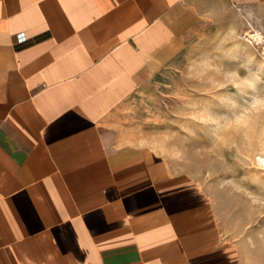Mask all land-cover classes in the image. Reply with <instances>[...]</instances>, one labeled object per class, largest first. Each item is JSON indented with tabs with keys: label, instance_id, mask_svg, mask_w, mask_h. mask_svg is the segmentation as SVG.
Segmentation results:
<instances>
[{
	"label": "crops",
	"instance_id": "obj_1",
	"mask_svg": "<svg viewBox=\"0 0 264 264\" xmlns=\"http://www.w3.org/2000/svg\"><path fill=\"white\" fill-rule=\"evenodd\" d=\"M209 4L0 0V264H264L119 122Z\"/></svg>",
	"mask_w": 264,
	"mask_h": 264
},
{
	"label": "rangeland",
	"instance_id": "obj_2",
	"mask_svg": "<svg viewBox=\"0 0 264 264\" xmlns=\"http://www.w3.org/2000/svg\"><path fill=\"white\" fill-rule=\"evenodd\" d=\"M263 35L264 7L209 4L119 114L123 132L207 186L226 231L253 249H264Z\"/></svg>",
	"mask_w": 264,
	"mask_h": 264
},
{
	"label": "bare ground",
	"instance_id": "obj_3",
	"mask_svg": "<svg viewBox=\"0 0 264 264\" xmlns=\"http://www.w3.org/2000/svg\"><path fill=\"white\" fill-rule=\"evenodd\" d=\"M252 22V21H251ZM254 27V26H253ZM257 29V28H256ZM264 36V35H263ZM255 37V36H254ZM256 37L257 38H261L262 37V34H261V32L258 30V32L256 33ZM256 38V39H257ZM262 40V39H261ZM263 41V40H262ZM259 42V41H258ZM259 43H261V42H259ZM203 150V149H202ZM205 153V152H204Z\"/></svg>",
	"mask_w": 264,
	"mask_h": 264
},
{
	"label": "built area",
	"instance_id": "obj_4",
	"mask_svg": "<svg viewBox=\"0 0 264 264\" xmlns=\"http://www.w3.org/2000/svg\"><path fill=\"white\" fill-rule=\"evenodd\" d=\"M25 36H22V38H24Z\"/></svg>",
	"mask_w": 264,
	"mask_h": 264
}]
</instances>
